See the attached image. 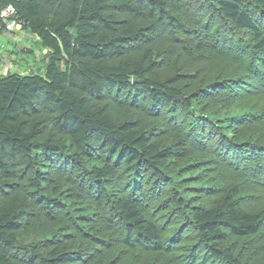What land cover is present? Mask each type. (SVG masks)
<instances>
[{
  "label": "trees",
  "instance_id": "trees-1",
  "mask_svg": "<svg viewBox=\"0 0 264 264\" xmlns=\"http://www.w3.org/2000/svg\"><path fill=\"white\" fill-rule=\"evenodd\" d=\"M1 1L0 264H264V0Z\"/></svg>",
  "mask_w": 264,
  "mask_h": 264
},
{
  "label": "rangeland",
  "instance_id": "rangeland-1",
  "mask_svg": "<svg viewBox=\"0 0 264 264\" xmlns=\"http://www.w3.org/2000/svg\"><path fill=\"white\" fill-rule=\"evenodd\" d=\"M21 30L22 32H18ZM17 32L12 34L8 37L9 40H5L2 37H0V44H4L5 48H8L11 51V53H16L17 55L23 56L24 54L28 58V60L32 63L31 68H28L29 72H40L43 73L45 69V65L47 62V48H45L39 40L36 38L35 35L30 33L28 30H26L23 27H20ZM27 31V32H25ZM18 36V37H17ZM6 38V37H5ZM15 38V39H14ZM4 48V50H5ZM3 50V48H2ZM4 50L0 53L1 54V60L3 62H9L8 55L6 54V59L4 58L5 54L3 53ZM29 51V52H27ZM7 53V52H5ZM25 57V56H24ZM21 59L19 60V62ZM22 63V62H20ZM5 64V63H4ZM12 69V68H11ZM13 69L15 70L16 67L13 65ZM13 69L11 71H13ZM22 71L21 68H17V71ZM27 71V70H26Z\"/></svg>",
  "mask_w": 264,
  "mask_h": 264
},
{
  "label": "crops",
  "instance_id": "crops-1",
  "mask_svg": "<svg viewBox=\"0 0 264 264\" xmlns=\"http://www.w3.org/2000/svg\"><path fill=\"white\" fill-rule=\"evenodd\" d=\"M19 30V28L16 30V32ZM27 30V29H26ZM29 31V30H28ZM18 32H22L21 30H19ZM31 33V32H30ZM0 37H2L3 39H5L6 41L7 40H9L8 39V36H6V35H4V34H2V35H0ZM6 37V38H5ZM18 37V36H17ZM36 38L39 40V42L41 43V41H40V39L36 36ZM15 39V38H14ZM42 44V43H41ZM1 45V51H0V53L4 50V48H5V45L2 43V44H0ZM10 47V46H9ZM9 47L8 48H5V50H4V54H5V56H4V58L6 59V54L8 55V60H9V62H3L1 59V54H0V76H3V75H6V74H8V73H14V72H19V73H21V74H26V73H29V70H28V68H31V66H32V63L28 60V58L26 57V55L24 54L23 56H21V55H17L16 53H11V51L9 50ZM2 48H3V50H2ZM5 52H7V53H5ZM27 52H29V51H27ZM46 52H48V50L46 51ZM25 56V57H24ZM21 59V61L20 62H22V63H20L19 62V60ZM5 63V64H4ZM13 65L16 67V69L14 70L13 69ZM13 69V71H11L12 69ZM17 68H21L22 69V71H17ZM33 68V67H32ZM31 68V69H32ZM27 70V71H26Z\"/></svg>",
  "mask_w": 264,
  "mask_h": 264
},
{
  "label": "built area",
  "instance_id": "built-area-1",
  "mask_svg": "<svg viewBox=\"0 0 264 264\" xmlns=\"http://www.w3.org/2000/svg\"><path fill=\"white\" fill-rule=\"evenodd\" d=\"M23 25L18 19V10L13 3L3 4L0 0V35L11 36ZM1 51V45H0Z\"/></svg>",
  "mask_w": 264,
  "mask_h": 264
},
{
  "label": "bare ground",
  "instance_id": "bare-ground-1",
  "mask_svg": "<svg viewBox=\"0 0 264 264\" xmlns=\"http://www.w3.org/2000/svg\"><path fill=\"white\" fill-rule=\"evenodd\" d=\"M30 28V27H29ZM25 32H27V31H25ZM171 59V58H170ZM174 69V68H173ZM177 71V70H176ZM177 73H179V71L177 72ZM182 73V72H181ZM220 107V106H219ZM209 113V112H208ZM221 115V114H220ZM165 171V170H164ZM170 176V175H169ZM172 176V175H171ZM178 178V177H177ZM175 179V178H174ZM184 179V178H183ZM180 180V179H179ZM188 203V202H187ZM218 217V216H217Z\"/></svg>",
  "mask_w": 264,
  "mask_h": 264
}]
</instances>
